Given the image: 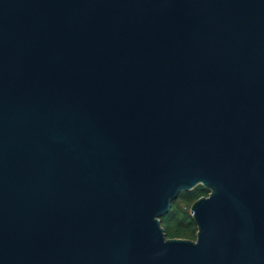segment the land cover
<instances>
[{
    "label": "water",
    "instance_id": "water-1",
    "mask_svg": "<svg viewBox=\"0 0 264 264\" xmlns=\"http://www.w3.org/2000/svg\"><path fill=\"white\" fill-rule=\"evenodd\" d=\"M0 264H264V0H0Z\"/></svg>",
    "mask_w": 264,
    "mask_h": 264
},
{
    "label": "trees",
    "instance_id": "trees-1",
    "mask_svg": "<svg viewBox=\"0 0 264 264\" xmlns=\"http://www.w3.org/2000/svg\"><path fill=\"white\" fill-rule=\"evenodd\" d=\"M209 189L201 184L188 191H180L171 203L168 212L160 217V223L167 238H196V225L190 214V206L197 198L207 196Z\"/></svg>",
    "mask_w": 264,
    "mask_h": 264
}]
</instances>
